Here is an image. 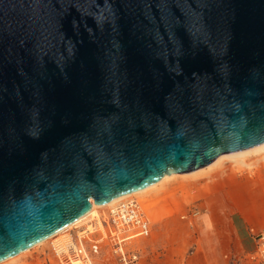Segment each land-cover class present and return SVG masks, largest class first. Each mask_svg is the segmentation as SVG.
Here are the masks:
<instances>
[{
	"label": "water",
	"instance_id": "95a60500",
	"mask_svg": "<svg viewBox=\"0 0 264 264\" xmlns=\"http://www.w3.org/2000/svg\"><path fill=\"white\" fill-rule=\"evenodd\" d=\"M262 143L264 0H0V261Z\"/></svg>",
	"mask_w": 264,
	"mask_h": 264
},
{
	"label": "crops",
	"instance_id": "0c3cea01",
	"mask_svg": "<svg viewBox=\"0 0 264 264\" xmlns=\"http://www.w3.org/2000/svg\"><path fill=\"white\" fill-rule=\"evenodd\" d=\"M256 151L238 157V164H246L243 159L252 154L264 156V148ZM219 163L199 169L214 175L215 181L202 200L206 205L195 217L188 214L185 220L171 217L150 222V233L138 246V264H253L250 256L258 250L254 234L264 228V184L254 190L250 182L238 195L231 176L216 175ZM257 180L264 182V174Z\"/></svg>",
	"mask_w": 264,
	"mask_h": 264
},
{
	"label": "rangeland",
	"instance_id": "374dc122",
	"mask_svg": "<svg viewBox=\"0 0 264 264\" xmlns=\"http://www.w3.org/2000/svg\"><path fill=\"white\" fill-rule=\"evenodd\" d=\"M248 154H227L221 159V163L217 167L220 169L216 174L217 176L226 172L232 177L230 182L238 185V195L243 192L247 184L249 186L250 182L253 183L254 190H261L260 183L264 184V182L257 180L264 174V156H253L252 154L243 159L246 164H238L237 158L244 155L248 156ZM169 175L172 176L164 178L160 184L148 191L122 199L113 205L98 208L97 215L86 218L80 224L66 229L65 232L54 236L43 244L34 246L0 264H60L52 244H55V238H61L63 235L66 237L71 235L75 240L84 237L82 245L89 257L86 261L87 264H90L89 260L91 264H97L99 260L101 264H118L116 254L113 253V239L111 233H109V229L116 230V225L109 215L112 207L127 200H136L147 218L154 224L171 217L185 220L187 219L185 216L188 214L191 215V218L195 217L197 212L206 205V201L203 203L202 200L213 186L211 182L215 181L214 175H209L206 171L172 173ZM258 184L259 187L256 188ZM105 232H107L106 236H104ZM146 237L148 236L129 239L124 242L125 247L129 251H136L139 257V243ZM94 243L98 244L96 251L92 249Z\"/></svg>",
	"mask_w": 264,
	"mask_h": 264
},
{
	"label": "built area",
	"instance_id": "2783aa9c",
	"mask_svg": "<svg viewBox=\"0 0 264 264\" xmlns=\"http://www.w3.org/2000/svg\"><path fill=\"white\" fill-rule=\"evenodd\" d=\"M109 215L116 227L120 226L123 233L112 235L113 253L116 254L118 264H138L139 257L136 251H129L124 242L138 237L148 236L150 233V220L145 215L136 200H127L112 207ZM258 242L256 254L250 256L253 264H264V228L254 234ZM82 238L75 240L71 235L59 244H52L54 253L60 264H87L88 255L82 245ZM98 244L94 243L95 251Z\"/></svg>",
	"mask_w": 264,
	"mask_h": 264
},
{
	"label": "bare ground",
	"instance_id": "6f19581e",
	"mask_svg": "<svg viewBox=\"0 0 264 264\" xmlns=\"http://www.w3.org/2000/svg\"><path fill=\"white\" fill-rule=\"evenodd\" d=\"M258 148H259V149H260V148H264V143L259 144V145L254 146V147L247 148V149H243V150L235 151V152L221 153V154H219V155H218V156H217V157H216L211 163H209V164H207V165H208V166H215V165L218 164L219 161H221V159H222L225 155H227V154H234V153H235V154H238V155H239V153H241V154H243V153H244V154H245V153L248 154V153H250V152H253V151L258 150ZM256 152H257V151H256ZM244 156H247V155H244ZM207 165H206V166H207ZM204 167H205V166H204ZM201 168H202V167H201ZM211 168H212V167H211ZM199 169H200V168H198V169H196V170H193V171H191V172L194 173V172H197V171L202 170V169H200V170H199ZM207 170H208V169H207ZM171 174H172V173H171ZM195 175H196V174H195ZM197 175H198V174H197ZM168 176L170 177V176H172V175L166 174V175H164L162 178H160V180H158L157 182H154V183H152V184H150V185H148V186H146V187H144V188H142V189H140V190L133 191V192L126 193V194L118 195V196L112 198L111 200H109L108 202L103 203V204H95V203L92 201V206H91L90 210H89L87 213H85L84 215H82L81 217H79L78 219H76L75 221H73L71 224H69V225L66 226L65 228L59 230V231L56 232L55 234H53V235L47 237L46 239H44V240H42V241H40V242L34 244L33 246H31V247H29V248L23 250L22 252H20V253L14 255V256H12V257H10V258H8V259L14 258L15 256L20 255L21 253L25 252L26 250H28V249H30V248H32V247H34V246H37V245H41V244H43L44 242L50 240V239L53 238L54 236H57L58 234H60V233H62V232H65L66 229H69V228H71V227H73V226H76L77 224H80L82 221H84L86 218H88V217H90V216H95V215H97V214H98V210H97L98 208H101V207H104V206H110V205H113V204L117 203L118 201H121L122 199H125V198H128V197H130V196H133V195H136V194H140V193H144V192L148 191L150 188H152V187H154V186L160 184V183L164 180V178H166V177H168ZM116 206H117V205H116ZM145 207H146V205H145ZM147 207H148V206H147ZM98 224H99V223H98ZM101 227H102V226H101ZM122 232H123L122 227L117 226V227H116V230L113 231V233L111 234V236H112V235L120 234V233H122ZM65 239H66V236H65V235H63L61 238H60V237L55 238V244H56V243L59 244L61 241L65 240ZM8 259H5V260H8ZM5 260L0 261V263H1V262H4Z\"/></svg>",
	"mask_w": 264,
	"mask_h": 264
}]
</instances>
